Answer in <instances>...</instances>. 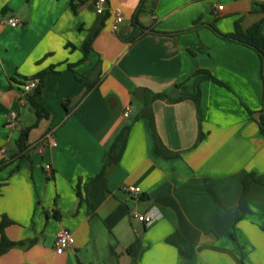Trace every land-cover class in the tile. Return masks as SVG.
I'll return each instance as SVG.
<instances>
[{"label":"crops","instance_id":"crops-1","mask_svg":"<svg viewBox=\"0 0 264 264\" xmlns=\"http://www.w3.org/2000/svg\"><path fill=\"white\" fill-rule=\"evenodd\" d=\"M262 5L106 0L99 14L95 0H84L76 13L70 0H0V161L7 162L0 169V222L4 215L14 222L5 234L24 243L1 255L0 264H264V185L250 186L252 212L236 221L244 177L264 174V136L254 117L264 114L262 61L211 28L229 34L238 23L243 31L260 23L264 33ZM115 8L124 15L117 31ZM10 18L19 24L11 26ZM50 68L56 72L37 98L49 116L38 120L23 86ZM180 85L190 93L199 85L201 115L192 99L152 103L161 142L179 155L158 154L149 119L137 120L92 212L85 188L116 136L151 94L176 95ZM11 112L18 114L15 128L7 126ZM199 116L206 136L196 145ZM30 127L27 157L17 158V141ZM50 130L57 145L39 153L36 145ZM130 185L142 194L126 193ZM145 213L159 219L146 225L137 219ZM61 228L75 242L59 255ZM170 237L192 247V259L182 261ZM136 242L133 256L128 249Z\"/></svg>","mask_w":264,"mask_h":264},{"label":"trees","instance_id":"trees-1","mask_svg":"<svg viewBox=\"0 0 264 264\" xmlns=\"http://www.w3.org/2000/svg\"><path fill=\"white\" fill-rule=\"evenodd\" d=\"M83 3H84V0H70L72 11L76 13L78 8ZM262 9H264V5H262ZM211 28L222 38L229 39L235 42H239L243 45H246L254 49L259 54L260 59L262 61V77L264 81V33L261 30V24L257 23L253 25L252 27H250L247 31H243L242 28L240 27V24L238 23L236 26V30L233 33H229V34L220 33L215 28V26H211ZM52 72L54 73L56 71L53 68H50L48 70H44L43 72L38 74V76L36 77H31L29 79H26L27 81L32 80V79L39 80V84L37 88L34 91H32V94H29V97H28V102L31 108L35 111V114L38 120H41L42 118L49 116V113L45 110L43 106L40 105V103L37 101V98L42 93L46 77L50 75ZM197 74H203L201 76L202 79L212 80L218 85L227 87L224 83H222L220 80L215 78L209 72L198 71ZM76 77L79 80L83 78L79 75H76ZM91 88H92L91 86H88L89 90ZM178 88H181V91L177 93L176 95H172V96L165 94V93L151 94V97H149L148 99L144 101L142 109L134 116V118L131 120V123L125 125L122 128V130L119 132V134L116 136L113 144L108 149L105 155L104 166H103L102 171L100 172V174L94 177L85 188L86 196L90 202V207H91L92 212H94L98 208V206L101 204V202L104 200V198L106 197L108 193V189L106 188L108 169L111 166L117 165L119 161L121 160L123 153L126 149L127 140L129 137L131 127L133 123L136 122L137 120L141 118L149 119L153 132H154V138L156 140V151L158 154L167 156V157H174V156L179 155L178 153H173L170 150H168L165 147V145L161 142L156 132V129H155V121H154L153 110H152V103L154 100H157V99L166 100L167 102H170V103H177V102H181L186 99H192L196 103L198 112L201 115V107H200L201 91H200L199 85L195 87L193 93H190L189 89L184 87L183 85L178 86ZM199 118H200V134H199L196 145L199 144L206 136L202 132V129H201V116H199ZM259 126H260L261 134L264 136V114L262 115L261 120L259 121ZM30 131H31V127L21 132V136L19 140L17 141V147H18L17 156H16L17 158L24 159L27 157L30 147L26 144V140L28 139V135ZM6 164L7 162L0 161V169ZM253 183H260L264 185V174L258 175L252 172L244 177L243 179L244 190H243L242 197L239 201L238 213L236 217L237 222L241 220L245 216V214L252 212L250 208L248 207L247 197H248L249 188ZM77 195L79 198H82L80 185H78ZM12 224H14V222H12L7 216L5 215L2 216V220L0 222V235H1L0 256L5 254L12 247L24 244V243L12 242L7 238L5 234V229ZM168 241L171 243H175L176 246L179 248L182 261L185 262V261L192 259L193 257L192 247H190L184 241L181 243L180 242L176 243L173 237H170ZM139 248H140V243L136 242L129 247L128 252L132 254L133 256H137Z\"/></svg>","mask_w":264,"mask_h":264},{"label":"built area","instance_id":"built-area-1","mask_svg":"<svg viewBox=\"0 0 264 264\" xmlns=\"http://www.w3.org/2000/svg\"><path fill=\"white\" fill-rule=\"evenodd\" d=\"M105 3L106 0H95V6L97 9V12L99 14H102L105 10ZM217 9L219 11L224 9L223 5H217ZM124 22V15L123 12L120 8H115L114 9V23L112 26L113 31H117L119 29V26ZM8 23L15 27L19 24V22L14 19L10 18L8 20ZM39 84L38 79H32L27 81L24 86H23V91L25 94H29L32 91H34ZM131 113V107H128L124 111V117L128 118ZM18 123V114L16 112H11L10 116L8 118L7 126L10 128H15ZM56 140L54 139V131L50 130L48 131L45 136L37 143V150L39 153H43L44 148L46 146H51L54 147L56 146ZM6 155V150L5 149H0V157L3 159L5 158ZM45 169L48 173L53 172V167L50 163H47L45 165ZM124 191L128 194L131 195H141L142 194V189L139 186L135 185H130V186H125ZM138 221L143 222L146 225H151L155 221H157L159 218L155 216L152 213H145L142 215L137 216ZM74 236L73 233L68 229V228H61L56 236V253L57 254H63L65 253L68 249H70L74 245Z\"/></svg>","mask_w":264,"mask_h":264},{"label":"water","instance_id":"water-1","mask_svg":"<svg viewBox=\"0 0 264 264\" xmlns=\"http://www.w3.org/2000/svg\"><path fill=\"white\" fill-rule=\"evenodd\" d=\"M261 116H262L261 112L255 113V115H254L255 119L258 120V121L261 120Z\"/></svg>","mask_w":264,"mask_h":264},{"label":"rangeland","instance_id":"rangeland-1","mask_svg":"<svg viewBox=\"0 0 264 264\" xmlns=\"http://www.w3.org/2000/svg\"><path fill=\"white\" fill-rule=\"evenodd\" d=\"M131 123V121L128 122V124Z\"/></svg>","mask_w":264,"mask_h":264}]
</instances>
